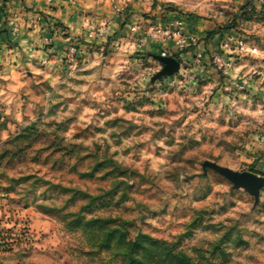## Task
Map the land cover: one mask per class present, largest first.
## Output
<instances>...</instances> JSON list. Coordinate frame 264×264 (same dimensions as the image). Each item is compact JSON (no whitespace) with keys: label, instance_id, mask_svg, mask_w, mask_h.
Returning <instances> with one entry per match:
<instances>
[{"label":"rangeland","instance_id":"1","mask_svg":"<svg viewBox=\"0 0 264 264\" xmlns=\"http://www.w3.org/2000/svg\"><path fill=\"white\" fill-rule=\"evenodd\" d=\"M231 1L148 0L138 13L197 18L199 44L264 25L248 0L221 5ZM140 51L107 48L86 64L65 51L67 70L26 66L0 84L1 264H122L120 245L100 246L113 227L197 264H264V186L255 200L203 167L264 177V90L251 92V74L199 71L188 48L178 73L152 80L161 66Z\"/></svg>","mask_w":264,"mask_h":264},{"label":"crops","instance_id":"2","mask_svg":"<svg viewBox=\"0 0 264 264\" xmlns=\"http://www.w3.org/2000/svg\"><path fill=\"white\" fill-rule=\"evenodd\" d=\"M143 1L148 0H0V84H5V81L13 84L21 80L26 66L37 70L43 65L45 67L57 61L58 65H61V70H67L65 67L69 60H64L62 55L71 42L76 43V55L80 56L81 64L97 62L99 52L107 48L115 51L129 50L138 54L142 49L152 51L150 44L141 48L136 47L137 35L132 36V40L128 41L129 44L127 43L128 46L124 49L125 46L120 49L112 46V43L116 44L128 34L129 26L133 22H138L139 27L142 28L144 23L153 20L138 13L141 11L140 7L144 5ZM164 1H176L187 6L199 5V0H156L159 3ZM240 1L247 0L222 2L221 5L233 6L241 3ZM248 2H251L256 11L261 9L264 11V0H248ZM214 3L215 0H202L201 5L212 7ZM159 13L153 10L150 15L156 17ZM170 13L177 15L175 9ZM183 17L187 19V29L196 30L197 18L191 19L186 15ZM245 23L251 24V28L247 31L242 28L245 33H251L245 36L246 52L237 61L230 74L224 77L228 80L240 74L241 77L244 74H251L252 77L249 75L251 79L248 76L250 79L248 86L251 87V92L258 96L264 90V25L252 20ZM100 29L106 31L100 33ZM232 31L214 34L203 40L198 48L203 47L208 52L216 51L218 46L215 41L233 36ZM198 67L196 69L199 71L216 72L208 63ZM1 262H3L2 258L0 264Z\"/></svg>","mask_w":264,"mask_h":264},{"label":"built area","instance_id":"3","mask_svg":"<svg viewBox=\"0 0 264 264\" xmlns=\"http://www.w3.org/2000/svg\"><path fill=\"white\" fill-rule=\"evenodd\" d=\"M170 13L161 11L155 17L156 20H151L139 27L138 22H133L129 26V31L126 36L120 39L114 48L120 49L125 46V41H131L132 36L137 35L136 47L141 48L146 44H156L161 47L169 46L175 51H182L187 48L193 49L194 63L201 65L203 51L198 48L199 36L194 31L187 29L186 21L183 16H171ZM174 14V13H173ZM105 32V29H100ZM134 41V40H133ZM67 55L73 56L77 52L75 42H71L67 47ZM246 52V42L241 36H229L221 38L219 48L216 51L208 52V59L217 72L223 76L230 74L237 61ZM163 56H172L171 52L163 49L158 53ZM181 64V62H180Z\"/></svg>","mask_w":264,"mask_h":264},{"label":"trees","instance_id":"4","mask_svg":"<svg viewBox=\"0 0 264 264\" xmlns=\"http://www.w3.org/2000/svg\"><path fill=\"white\" fill-rule=\"evenodd\" d=\"M243 11L249 13V16L255 14L264 15L263 9L259 12L256 11L251 2H248L243 7ZM150 45L153 49L151 53L158 54L161 50L165 49L171 52L173 57L182 62L181 53L184 50L175 51L169 46L161 47L156 44ZM201 50L203 51L201 65H205L207 63L206 59L208 53L205 49ZM3 151L5 150H1L0 155ZM112 243L122 247V264H197L184 252L172 251L170 248L163 246L160 242L153 240L148 235L142 233L137 234L133 238H127L117 227H113L108 229L101 238L100 246H102V248H109Z\"/></svg>","mask_w":264,"mask_h":264},{"label":"water","instance_id":"5","mask_svg":"<svg viewBox=\"0 0 264 264\" xmlns=\"http://www.w3.org/2000/svg\"><path fill=\"white\" fill-rule=\"evenodd\" d=\"M151 55L161 66L152 77V80L171 77L179 72L181 64L177 58L173 56H163L160 54ZM203 167H209L215 170L229 180L234 188H241L248 191L255 200L258 199L260 189L264 186V177L249 171H234L228 167L218 165L211 161H205L203 163Z\"/></svg>","mask_w":264,"mask_h":264}]
</instances>
